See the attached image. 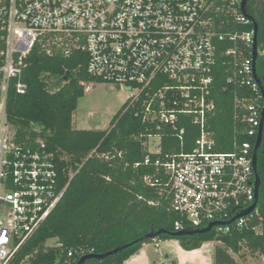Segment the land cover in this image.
I'll list each match as a JSON object with an SVG mask.
<instances>
[{
  "label": "built area",
  "instance_id": "built-area-1",
  "mask_svg": "<svg viewBox=\"0 0 264 264\" xmlns=\"http://www.w3.org/2000/svg\"><path fill=\"white\" fill-rule=\"evenodd\" d=\"M242 0H0V264H9L46 221L67 184L58 187L54 155L39 140L17 143L5 115V95L13 82L24 94L25 59L36 44L68 56L87 55L86 71L127 91L128 107L153 125L146 135L144 164L160 154L164 127L178 140L189 118L198 133L188 152L157 157L154 167L167 178L173 232L206 228L208 233L262 230L254 201L252 151L263 98L252 71L253 24ZM264 55L257 48V58ZM222 72V73H221ZM233 95L232 148L218 151L209 123L215 116V80ZM243 137L245 141L239 142ZM151 139L158 143L150 144ZM151 146L153 149L149 148ZM144 181L152 183L146 176ZM225 223V224H221ZM61 244L55 242L60 248ZM54 264H77L92 249L62 251ZM31 256L19 264H32ZM88 260L85 264H96Z\"/></svg>",
  "mask_w": 264,
  "mask_h": 264
},
{
  "label": "trees",
  "instance_id": "trees-1",
  "mask_svg": "<svg viewBox=\"0 0 264 264\" xmlns=\"http://www.w3.org/2000/svg\"><path fill=\"white\" fill-rule=\"evenodd\" d=\"M246 13L257 25L258 49L262 50L264 0H247ZM25 64L23 81L27 90L22 95L17 94L13 82L9 83L4 103L6 120L14 128L17 143L33 145L39 140L54 155L58 187L67 184V188L46 221L9 264H19L26 256H31L32 264H54L57 258H63L62 251L80 248L104 254L150 231L173 232L178 217L170 210L167 178L154 167V160L180 149L185 152L192 149L198 131L190 119L183 118L178 124L184 129L181 141L169 135L168 127L161 130L164 135L160 141L161 152L151 154L145 165L147 151L143 144L146 135L154 129L136 115L135 109L139 106L131 109L126 100L106 130L72 127L73 113L85 93L84 84L102 82L87 73L86 53L73 50L64 56L52 49L47 55L41 44H36ZM255 71L264 90V55L258 56ZM52 77L63 79L56 91L49 89L48 81ZM214 85L216 111L209 126L214 132L216 149L230 151L236 126L232 119L233 95L229 87L221 91L225 85L222 74L216 77ZM238 141L245 139L239 137ZM257 173L260 180L258 210L263 217L260 233L241 230L227 235L211 232L182 238L161 235L156 239L176 240L184 251L198 250L204 243L216 241L213 264H238L232 254H238L245 245L259 254L264 263V125L257 152ZM146 176L152 178L151 184L144 181ZM49 240H55L61 247H47ZM151 241L134 244L96 264H123L143 244Z\"/></svg>",
  "mask_w": 264,
  "mask_h": 264
},
{
  "label": "rangeland",
  "instance_id": "rangeland-1",
  "mask_svg": "<svg viewBox=\"0 0 264 264\" xmlns=\"http://www.w3.org/2000/svg\"><path fill=\"white\" fill-rule=\"evenodd\" d=\"M48 82L49 89L56 91L63 84V79L52 77ZM84 88V96L78 100L72 116V127L78 130H106L126 102L127 91L121 86L104 82L84 84ZM35 130H37L36 127ZM156 143H158L157 139L150 140V144ZM149 148L153 149L151 146ZM215 245L216 241L206 242L199 252H195L198 255L196 261L202 258L211 261V251ZM46 246H55V240L47 241ZM152 249H154L153 246ZM169 254L174 258L173 251ZM232 256L238 264H264L262 263L263 258L251 252L245 245L238 254H232Z\"/></svg>",
  "mask_w": 264,
  "mask_h": 264
},
{
  "label": "water",
  "instance_id": "water-1",
  "mask_svg": "<svg viewBox=\"0 0 264 264\" xmlns=\"http://www.w3.org/2000/svg\"><path fill=\"white\" fill-rule=\"evenodd\" d=\"M246 5H247V0H242L241 2V11L244 15L248 16L246 13ZM249 17V16H248ZM250 20L252 21L253 24V44H252V52H251V59H252V71L253 74L256 78L257 84L260 88V92L262 94V98H263V108H262V112H261V120H260V125L258 128V133L256 136V140L254 143V147H253V151H252V170H253V174H254V201L253 204L246 210H244L242 213H240L239 215L235 216V217H239V216H244L246 214H248L250 211H252L257 203H258V196H259V186H260V180H259V176L257 173V152L258 149L260 147L261 144V140H262V132H263V125H264V90L261 86L260 81L257 79L256 77V71H255V67H256V60H257V48H258V43H257V25L255 23V21L249 17ZM219 223H211L209 224L206 228L203 229H194V230H182L179 232H166L163 229H157L155 231H150L149 233L143 235L142 237L136 239L135 241L125 244V245H121L111 251H108L104 254H90V255H86L82 258L79 259V261L77 262V264H85L86 261L88 260H94V261H103L106 260L108 258H111L119 253H121L122 251H124L125 249L133 246L134 244H138L140 242H143L144 240H155L157 237L161 236V235H168L171 238H182V237H192L195 235H203V234H207L210 229L212 228V226L214 225H218ZM222 225L225 223H221Z\"/></svg>",
  "mask_w": 264,
  "mask_h": 264
},
{
  "label": "crops",
  "instance_id": "crops-1",
  "mask_svg": "<svg viewBox=\"0 0 264 264\" xmlns=\"http://www.w3.org/2000/svg\"><path fill=\"white\" fill-rule=\"evenodd\" d=\"M204 244L202 246H204ZM152 246L154 249H152ZM200 250L201 248L194 251H184L177 241H162L155 239L143 244L141 248L124 261L123 264H213L214 248H212L211 251V261L204 258L200 261H196L198 255H196L195 252H199ZM170 251H173L175 259L169 254ZM176 257H178V259Z\"/></svg>",
  "mask_w": 264,
  "mask_h": 264
}]
</instances>
